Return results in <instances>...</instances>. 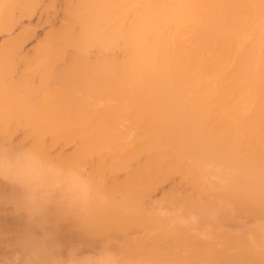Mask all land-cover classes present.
<instances>
[{
    "label": "bare ground",
    "instance_id": "1",
    "mask_svg": "<svg viewBox=\"0 0 264 264\" xmlns=\"http://www.w3.org/2000/svg\"><path fill=\"white\" fill-rule=\"evenodd\" d=\"M40 3L0 0V33ZM43 12L46 27L30 48L31 29L0 43V135L22 130L44 162L96 178L100 190L126 185L125 199L169 183L192 195L208 188L249 217L264 209V0H47ZM25 83L29 93L18 94ZM164 214L145 221L156 227ZM199 244L161 256L165 264H198L191 253H203L204 264H264L262 252L236 259L223 242Z\"/></svg>",
    "mask_w": 264,
    "mask_h": 264
},
{
    "label": "rangeland",
    "instance_id": "2",
    "mask_svg": "<svg viewBox=\"0 0 264 264\" xmlns=\"http://www.w3.org/2000/svg\"><path fill=\"white\" fill-rule=\"evenodd\" d=\"M40 1L41 3L30 16L18 15L11 32L12 35H19L21 32L20 35H24L33 31L34 36L26 41L25 48H30L36 42V39L42 35L46 27L44 23L46 13L43 12V5L47 0ZM11 34L1 32L0 43L8 38L16 37ZM21 63L23 62H18L19 70L17 69L16 73L19 72L18 76L15 74L14 81L21 77L20 73H22L24 65ZM32 78L33 82L32 80L31 82L35 84L38 80L36 77ZM25 85L26 83L21 85L25 89L19 86L18 89L21 88V91H18V94L21 95L24 90L27 94L29 87ZM27 85L29 86V82ZM24 92L22 96L25 95ZM35 97L38 96H33V101H35ZM37 101L39 102V100ZM20 131L17 134L6 135L8 139L5 138V134L4 137L3 134L0 135V264H87V261L90 264H123L124 261L126 262L124 264H156V262L165 264L166 260L162 257L164 254L171 256L178 252H180L179 254L190 253L187 250L191 245H198L199 242L200 246L211 244L215 249H217V245L220 249L219 243L223 242L225 245L222 244L221 250H224L226 257H229L230 254V257H235L237 252H241V254L249 253L251 258H255L257 257L256 254L262 252L261 257L264 262V214L261 213V211L264 212L263 208L253 207L252 210L255 213L252 212L249 217L248 213L245 214L247 211L238 206L239 204L233 205L231 210V205L225 198L217 197L208 188L206 189L207 193L209 191L211 195L205 194L203 196L205 189V191H202L203 194L196 191L192 195L191 189H187L186 186L179 187L180 184H178L177 188H174L175 191L170 188L169 183L157 186L159 188H150L151 191L146 189L138 193L137 202L132 198L125 199V189L130 188L126 185L120 190L121 192L112 191V189L110 191L100 190L95 187L96 178H89L87 174H73L70 171L60 170L49 160L48 163L44 162L43 159L46 160V155L41 159L40 156L28 148L33 142H37V139L35 137L27 139V135L19 137L18 135L22 134V130ZM23 139L24 142H21L20 140L23 141ZM62 171H65V175ZM73 178H77V180ZM90 179H92L91 184L89 183ZM89 187L93 189L92 192ZM76 189L80 190V194ZM100 191H104L101 192L102 195H99ZM72 192L77 193L72 194ZM118 192L121 195H118ZM89 193L92 195L90 196ZM172 193L175 194L172 196ZM180 200L182 201L178 202ZM189 200L190 202H188ZM186 201L189 205L186 204ZM134 205L137 206L134 207ZM128 208L129 211H127ZM132 208L134 211L137 209L133 212V210L131 211ZM222 210L231 213H227L231 217L223 219L225 214ZM241 211H244L245 217H243ZM256 212L261 214L258 215ZM155 213L157 215L161 214L160 216H163L162 213H167L169 218L167 220L168 216L164 214V216L166 215L164 219H166H163L160 225L155 223L156 227H154L150 225L148 219L146 221L145 219L153 215L156 216ZM219 214L222 215V219ZM165 221L168 224H163ZM142 222L149 226L144 227ZM136 224L139 228H134ZM132 225L133 229L130 228ZM161 225H163L162 229ZM183 226H186L187 229ZM178 229L180 232H178ZM173 233L175 234L174 237L171 236ZM165 235L166 237L169 235L171 238L169 236L166 238ZM196 235L198 239L195 240ZM146 238L148 241L152 240L146 243ZM130 240H132V245L136 244V246L134 245L135 248L132 247ZM138 240L140 241L137 243ZM140 242L146 244L139 245ZM246 245L253 248H249V252H245L244 250H247ZM231 248L237 250H231ZM241 254L235 258L238 259ZM201 255L205 258L203 253H191L189 256L196 263L204 264L207 261Z\"/></svg>",
    "mask_w": 264,
    "mask_h": 264
}]
</instances>
